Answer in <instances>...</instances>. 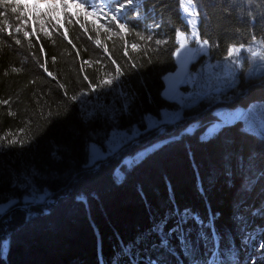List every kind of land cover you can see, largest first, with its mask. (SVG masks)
Listing matches in <instances>:
<instances>
[{
  "label": "trees",
  "instance_id": "trees-1",
  "mask_svg": "<svg viewBox=\"0 0 264 264\" xmlns=\"http://www.w3.org/2000/svg\"><path fill=\"white\" fill-rule=\"evenodd\" d=\"M7 1L0 204L16 203L0 214V264H264V135L236 119L203 136L219 107L258 104L264 118V70L239 71L223 103L196 98L147 130L146 117L180 109L162 95L177 32L189 33L180 0H108L104 29L71 16L39 28ZM194 3L208 52L190 73L231 48L264 49V0ZM134 128L136 142L88 166L90 143ZM33 194L44 200L23 201Z\"/></svg>",
  "mask_w": 264,
  "mask_h": 264
},
{
  "label": "rangeland",
  "instance_id": "rangeland-1",
  "mask_svg": "<svg viewBox=\"0 0 264 264\" xmlns=\"http://www.w3.org/2000/svg\"><path fill=\"white\" fill-rule=\"evenodd\" d=\"M7 2L12 5L16 4L20 14L29 19L28 21L34 23L35 26L38 24L39 28H43L48 19L55 24H60L64 18L71 16L76 20L88 21L96 28L104 29L103 23L108 22L105 14L111 11L108 6V0H8ZM123 10L121 8L120 12L115 11L114 15H120ZM182 15L186 23L188 19H191L183 11ZM198 22L199 15L196 17V30ZM188 27L189 33L185 34L186 37H190L192 31V26L188 24ZM177 43L178 50L175 52L174 57L176 68L165 76L162 95L168 101L177 103L180 109L175 111L163 110L160 113L159 119L146 117L147 130L160 132L164 125L176 123L182 117V107L193 103L196 98L223 103L224 96L227 94L226 91L232 87L239 71L259 72L260 70H264V59H261V56H264V49L260 41H255L249 48L238 49V53H234L231 56H229L228 52L227 58L223 61L207 62L201 69L199 68L197 72L193 73L189 72L190 65L198 57L207 55L208 45L201 48L194 39L190 38L183 48H181L178 38ZM254 52L258 54L255 57L253 56ZM182 88H185V91H182ZM215 113L219 117V121L208 125L203 134L204 137L212 135L220 125L236 119L243 120L245 129L248 131L259 134L264 132V126H262L264 118L261 107L258 104H253L247 109L219 107L215 110ZM139 135L140 132L136 128L132 129L129 133L125 131H112L104 142V148L90 143L87 147L88 166L93 165L96 161L114 155L120 148L128 144L136 142ZM152 147L140 152L135 156L134 160L142 156L146 151L151 150ZM131 161L132 159L126 160L128 163ZM115 173L120 177L118 171H115ZM43 200L44 196L33 194L23 201L25 203H38ZM15 203V200H10L5 204H0V214L5 213Z\"/></svg>",
  "mask_w": 264,
  "mask_h": 264
},
{
  "label": "snow or ice",
  "instance_id": "snow-or-ice-1",
  "mask_svg": "<svg viewBox=\"0 0 264 264\" xmlns=\"http://www.w3.org/2000/svg\"><path fill=\"white\" fill-rule=\"evenodd\" d=\"M131 2H132V0H128V3H131ZM180 6H181V9H182L183 13H185L187 15V17H191V19L187 20V23L192 26V31H191L190 37H186L185 33H183V32H179V31L177 32V38L180 41L181 48H183L186 45V43L188 42L189 38L190 39H194L196 41V43L200 45L201 48H204L205 46L208 45V40H206V39L205 40H201L200 37H199V34H198L197 30H196V27H195V25H196V17L199 15V13L196 11L194 0H180ZM13 11H15V9H13ZM113 19H117V17L114 16ZM119 27H120V30L122 32H127L128 31L126 26L123 25V24H121ZM17 31H20V29H17ZM25 35H27V33H25ZM138 39L139 40H144L146 38L143 37V36H139ZM147 39H151V37H148ZM16 42L20 43L19 40H17ZM157 43L159 44V43H163V42L162 41H157ZM137 46H138L137 44H133L132 48L135 50L137 48ZM238 51H239L238 49H230L229 50V56L233 55L234 53H238ZM256 55H258V54L254 52L253 56L255 57ZM261 59H264V56H261ZM116 72L118 74H122L120 72L119 67H117ZM49 75H51V73H49ZM115 78H118V75ZM104 82L110 84L111 80L109 79V80H106ZM262 126H264V122H262ZM261 134L264 135V132H262ZM12 142L15 143L16 142L15 139H13ZM210 264H216V262L215 261H211Z\"/></svg>",
  "mask_w": 264,
  "mask_h": 264
}]
</instances>
